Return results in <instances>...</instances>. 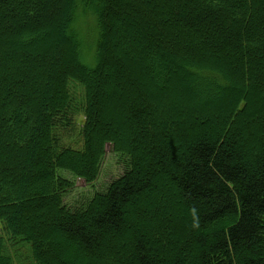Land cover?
<instances>
[{
	"label": "trees",
	"instance_id": "16d2710c",
	"mask_svg": "<svg viewBox=\"0 0 264 264\" xmlns=\"http://www.w3.org/2000/svg\"><path fill=\"white\" fill-rule=\"evenodd\" d=\"M0 223V264H264V0H0Z\"/></svg>",
	"mask_w": 264,
	"mask_h": 264
},
{
	"label": "rangeland",
	"instance_id": "374dc122",
	"mask_svg": "<svg viewBox=\"0 0 264 264\" xmlns=\"http://www.w3.org/2000/svg\"><path fill=\"white\" fill-rule=\"evenodd\" d=\"M79 28L83 33L87 30L92 31L93 21L89 17H81L79 19ZM83 62L91 66L93 64L91 56L88 54L83 55ZM71 81L69 82V84ZM71 89L76 94V96L82 98V87L78 83H72ZM76 112L73 114V119L71 124L66 129H59L57 131V136L64 145H69L74 148H80L82 145V135H81V125L84 120V115L81 110V100H75ZM125 157L118 152L113 150L112 143L105 144L104 155L101 161L100 170L95 180L90 183L85 182L82 178L73 176L69 171L58 169L57 173L63 177H66L72 181L73 186L67 189L63 193V202L69 207L74 208L88 199L96 190H104L108 183L119 176L125 167ZM166 198V196H165ZM168 199V197L166 198ZM182 214L177 213L176 218H181ZM141 219V218H140ZM138 217V220H140ZM181 220L184 221L183 218ZM0 234H5L0 223ZM11 253L13 254V264H20L21 262L26 264H33L30 261L29 250L25 245H21L19 248L15 249L10 247Z\"/></svg>",
	"mask_w": 264,
	"mask_h": 264
}]
</instances>
